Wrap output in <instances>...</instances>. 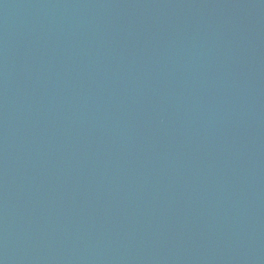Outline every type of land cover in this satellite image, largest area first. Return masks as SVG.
Returning <instances> with one entry per match:
<instances>
[{
	"label": "water",
	"instance_id": "95a60500",
	"mask_svg": "<svg viewBox=\"0 0 264 264\" xmlns=\"http://www.w3.org/2000/svg\"><path fill=\"white\" fill-rule=\"evenodd\" d=\"M0 264H264V0H0Z\"/></svg>",
	"mask_w": 264,
	"mask_h": 264
}]
</instances>
